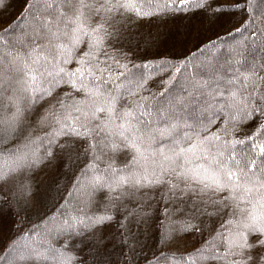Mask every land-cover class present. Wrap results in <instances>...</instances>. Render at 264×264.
<instances>
[{"label": "snow or ice", "instance_id": "obj_1", "mask_svg": "<svg viewBox=\"0 0 264 264\" xmlns=\"http://www.w3.org/2000/svg\"><path fill=\"white\" fill-rule=\"evenodd\" d=\"M202 32L214 39L194 48L227 37V51L184 75L192 52L166 49ZM0 140L15 149L0 164V206H37L45 169L60 170L53 184L70 169L72 185L53 205L67 210L3 245L0 264H264V10L22 0L0 18ZM153 219L155 250L141 255Z\"/></svg>", "mask_w": 264, "mask_h": 264}, {"label": "trees", "instance_id": "obj_2", "mask_svg": "<svg viewBox=\"0 0 264 264\" xmlns=\"http://www.w3.org/2000/svg\"><path fill=\"white\" fill-rule=\"evenodd\" d=\"M22 0H8V7L6 9L0 10V18H10L14 15L17 9L20 7ZM264 10V0H256V12L257 15ZM204 36L211 37V32H202L199 38H192L187 44L176 47H169L166 49L169 53H183L184 56H188V52H192V56L188 57L192 60V65L187 69H181V73L187 75L191 73L193 70H199L201 75H204L205 72L208 71V62L211 60L213 56H224L227 51V43H229L227 37H223L221 41L218 42V47L215 52L212 50L205 48L200 51L198 48H194L193 45L197 43V39H203ZM161 54L164 53L165 48L161 47ZM247 54L250 56H254L259 58L261 55V50L257 46H250L247 50ZM220 68L227 72V67L224 62L221 61ZM146 71H150V69H145ZM178 77L176 83L182 82V77L180 73L176 74ZM207 78V77H206ZM222 86V85H221ZM171 87V85H169ZM14 143V142H13ZM38 147L37 146H27ZM13 144H9L4 140H0V164L5 163L4 160L5 154L11 156L14 153ZM26 150V149H22ZM60 171L59 169L51 170L45 169L42 172L38 173L37 180V196L39 198L37 206L27 209L25 211L19 210L15 207H7L0 206V257L7 255L5 251L2 250V246L5 245L12 239L20 238L21 233L28 232L31 235L32 231L36 228H40L42 230L43 224L41 221V217H43L49 209L53 213L66 211L61 206L53 207L56 203L57 199L64 197L70 198L71 196V187L69 184V177L71 176V170H65V174L62 175L61 180H57L55 184L53 181L56 180V173ZM67 185L69 188L68 192L63 191L64 186ZM59 188V191L57 190ZM163 224L162 220L153 219L148 226V243L145 253H141V255L150 254L155 250L154 242L157 240L161 226ZM143 227V226H142ZM19 229V231H18ZM21 243H24V240L21 239ZM191 241L188 242L191 245ZM87 259V257H85ZM143 264V262H142Z\"/></svg>", "mask_w": 264, "mask_h": 264}]
</instances>
